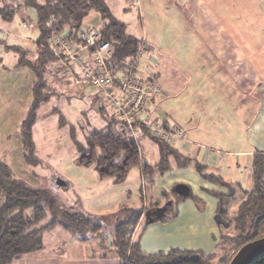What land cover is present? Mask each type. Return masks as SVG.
I'll use <instances>...</instances> for the list:
<instances>
[{"label":"crops","instance_id":"crops-1","mask_svg":"<svg viewBox=\"0 0 264 264\" xmlns=\"http://www.w3.org/2000/svg\"><path fill=\"white\" fill-rule=\"evenodd\" d=\"M127 2L134 7L135 13L132 17L117 18L124 21L128 30L146 47L139 73L143 80H156L162 86L161 94L151 100L148 113L156 115L158 121L176 131L170 141L149 142L142 146V166L144 163H161V171L156 168L146 182L148 177L142 168H134L125 179L132 171H138L136 177L144 194L138 225L146 219L147 228L151 230L149 236L162 237L163 241V245L154 253H167L174 249L164 248L170 243L169 239L196 228L195 223L197 230L202 215L191 212L189 205L190 213L185 217L179 207L176 217L166 218V203L175 202L177 196L182 197L178 199L182 206L188 199L214 197L217 200L216 217L207 227V231H213L219 228L217 211L220 200L211 191L228 195L233 200L240 199L237 196L241 195L240 189L252 186L254 157L264 154V0H138L137 5H133L131 0ZM107 3L112 11L109 0ZM112 3L116 4L115 0ZM13 21L20 23L26 32H32L24 26V17L18 16ZM8 29L11 27L8 26ZM12 34L15 35L9 36V44L34 50L31 39L28 44L19 32ZM6 45L5 50L10 52ZM15 67L21 70L27 68L32 88V71L28 67L18 66V63ZM90 93L87 97L95 96L98 99L96 92ZM181 96L184 97L181 98L182 102L179 100ZM188 97L191 103L185 102ZM142 135L150 137L146 132ZM221 139L231 140L238 147L218 148L216 141ZM182 157L186 161H182ZM77 165L82 168V165ZM197 165L205 167L204 174H213L221 181L212 179L210 187ZM83 167L86 170L93 167L97 173L94 166ZM187 168L196 171L202 180L199 196L192 195L191 189L186 196L171 193L175 185L188 184L181 177L178 180L177 177L167 176L163 185L155 182L158 181L156 177L162 178L166 173H179ZM96 176L98 182L110 179H100L98 173ZM78 190L81 195H87L82 188ZM158 216L161 218L156 219ZM162 218L166 220L161 221ZM56 236L58 240L55 239L54 244L69 239V244L64 248V258L47 252L44 238L42 249L17 258L10 264H81L82 260L85 264H120L112 235H109L107 242L92 237L93 245L88 239L74 241L61 229H58ZM138 239L147 252V245L151 241L149 237L145 245L141 237Z\"/></svg>","mask_w":264,"mask_h":264},{"label":"trees","instance_id":"trees-1","mask_svg":"<svg viewBox=\"0 0 264 264\" xmlns=\"http://www.w3.org/2000/svg\"><path fill=\"white\" fill-rule=\"evenodd\" d=\"M18 16L33 24V31H37L36 39L32 41L34 52L7 45L9 50L20 55L18 66L28 67L34 75L31 103L19 131L23 157L28 165L36 166L40 159L34 140V126L39 119L40 105L49 101V81H65L70 85L87 87L75 82L77 77L82 75L81 65L63 54L56 55L55 48L60 45V41L55 46L51 44L50 39L56 36L55 39L76 41L78 46H82L83 39L86 38L81 32L96 28L99 31L98 43L108 42L111 45L112 56L109 65L114 70L125 67L137 54H140L141 60L146 47L141 39L128 30L126 23L113 14L107 0H0L2 20L10 22ZM90 16L97 18L101 24L84 26V19ZM59 32H62L61 35ZM3 41L0 38V44H4ZM33 54L37 55L36 61L31 59ZM97 97L102 103V115L107 118L105 124L92 128L83 140L78 138L76 128L70 127L76 163L94 166L100 179L113 178L114 181H122L134 168H142L146 176H152L156 168L159 170L162 167L161 163H145L142 166L144 156H141L140 146L117 115L109 111L107 103L98 93ZM148 112L149 109L146 114L151 115ZM152 117L154 120L159 119L156 115ZM64 124L66 120L60 115V125ZM142 130L148 132L145 127ZM197 166L204 180L221 181L220 177L213 174H204V166ZM171 193L176 194L174 190ZM211 193L220 200L218 219L236 232L235 236H228L235 242L233 254L220 258L221 263L230 264L240 248L264 237V154L254 157L252 186L241 190L242 198L236 199L240 202L230 218L223 215L228 212L230 197L216 191ZM178 199L165 204L166 218L177 216L178 210L174 205L179 204ZM224 200L228 201H225L228 203L227 207ZM126 210V216L114 225L112 232V243L120 258V264H213L216 260L215 255H207L203 251L171 249L160 254L144 251L139 239H132L141 212ZM63 212L64 219L59 218ZM58 224L82 240H87L89 236L102 239L104 226L101 223H96L93 218L82 212L69 211L66 203L58 200L48 189L31 186L18 178L11 165L0 158V264H10L17 258L42 249L44 232L52 230ZM248 264H264V252Z\"/></svg>","mask_w":264,"mask_h":264},{"label":"rangeland","instance_id":"rangeland-1","mask_svg":"<svg viewBox=\"0 0 264 264\" xmlns=\"http://www.w3.org/2000/svg\"><path fill=\"white\" fill-rule=\"evenodd\" d=\"M115 2L116 4H113L112 0H109L112 12L116 17L123 19V17H132L135 13L134 7H131L127 0H115ZM124 6L126 10H124ZM0 21H2L0 38L5 41V44H0V158L11 165L18 178L23 179L31 186L48 189L57 196L58 200L66 203L69 211L82 212L93 218L96 223H101L104 226L102 239L107 242L109 235H112L114 225L126 216L128 211L126 209L142 210L144 194L136 177L138 171H132L128 178L122 181H114L113 178H110L98 182L96 179L97 173H95L93 167L86 170L83 166L81 168L74 163L76 152L70 138V127L74 126L78 138L83 140L92 128L104 125L107 118L102 115V109H100V104L102 103L95 96L87 97V95H91L90 92H95L94 89L82 88L58 80L49 81L50 92L47 94L49 101L40 105L38 110L39 119L34 127V140L40 163L36 166L26 163L23 157L19 128L26 117L32 99L31 75L27 68L26 70L25 68L21 70V68L17 69L15 67L20 55L13 50L7 52L5 45H11L7 40L9 36L15 35L12 32H19L22 39H27L25 42L28 43L30 39L32 41L36 39L37 31H33L35 27H32L27 28L28 31L32 30V32H26L24 28H21V24L16 21H11V23L3 22L1 19ZM83 24L84 26L93 24L98 26L101 22L97 18L90 16L84 19ZM8 26L11 29H8ZM23 48L29 49V47L24 46ZM31 52H34V50H31ZM36 57V54L31 55L32 61H36ZM78 91H82V93L80 94ZM181 98L184 97L181 96L179 98L182 102ZM191 98L193 100V95H191ZM191 98L188 97L185 102L191 103ZM60 115H63L66 124L60 125ZM147 139L150 141H147ZM140 140L139 146L142 153L144 152L142 146L145 143L156 142L150 137L143 136L140 137ZM216 146L225 149H236L238 147L228 139L216 141ZM145 150L146 156H148V151L147 149ZM185 159L184 157L181 158L182 161H186ZM161 169L162 167L159 170L161 171ZM235 175L237 176V173ZM167 176L177 177L178 180L180 177L184 178L191 189L192 195L199 196L198 190L201 192L200 185L202 180L192 168H187L179 173H166L162 178L156 177L158 181L155 182L163 185ZM148 180H150L149 177L145 179L146 182ZM207 183L210 184V181ZM157 184L155 186H158ZM242 184L243 186L245 185L244 182ZM164 187L167 188V186ZM210 187H212V184H210ZM80 188L84 190L85 194H87L86 196L79 193L78 189ZM237 196L241 200V195L238 194ZM170 197L174 196L170 195ZM201 198L188 199L183 206L175 203L174 207L178 209V212L179 207L182 208L183 217L190 213L191 209V212L194 211L202 215L199 217L202 218V222L197 230H195L197 228V223H195L196 228L171 237L168 241L170 243L164 248L170 249V247H174V249L181 250L203 251L207 255L216 256L213 264H223L220 262V258L226 255L229 256L234 252L235 242L230 240L229 237L235 236L236 232L232 227L227 228L224 223L219 224V228H215L213 231H207V227L212 224L211 219L216 217L214 212L217 200L212 196ZM238 202L236 199L230 200L228 202V212L223 215L230 218ZM228 203H225L226 207ZM189 205L190 209H188ZM199 211H203V213ZM63 215L64 212L59 215V218L64 219ZM147 224L146 219L140 221L139 225L137 224L134 229L132 239L141 237V241L145 245L149 237L151 241L147 245V252L154 253L160 249L163 241L162 237L149 236L151 230L147 228ZM55 228L66 232L74 241H80L79 236L72 235L62 225L58 224ZM55 228L43 234L47 246L46 251L52 252L54 256L64 258V248L69 244V239H64L61 243L54 244L53 241L55 239L58 240L56 236L58 229ZM91 238L89 236L88 240L90 241ZM90 242V244H94L93 240ZM155 242L158 245H154ZM80 263L85 264L86 262L82 260Z\"/></svg>","mask_w":264,"mask_h":264},{"label":"built area","instance_id":"built-area-1","mask_svg":"<svg viewBox=\"0 0 264 264\" xmlns=\"http://www.w3.org/2000/svg\"><path fill=\"white\" fill-rule=\"evenodd\" d=\"M131 3L137 5L138 0H131ZM24 26L28 29L34 27L27 21ZM81 35L86 38L82 46H78L76 41L55 39L56 36L50 39L55 46L60 41L55 48L56 55L63 54L81 65L82 75L75 82L94 89L128 128L138 145L144 133L143 127L147 128L154 141L172 140L176 130L146 114L151 100L161 94L162 86L156 80H143L137 72L141 64L140 54L131 58L125 67L114 70L109 65L111 45L108 42L98 43V29L91 28L81 32Z\"/></svg>","mask_w":264,"mask_h":264},{"label":"water","instance_id":"water-1","mask_svg":"<svg viewBox=\"0 0 264 264\" xmlns=\"http://www.w3.org/2000/svg\"><path fill=\"white\" fill-rule=\"evenodd\" d=\"M174 191L178 195L186 196L190 193V188L186 184H177ZM158 216L156 219H160ZM218 223H222L218 219ZM264 252V237L251 241L239 249L237 254L234 256L230 264H248L254 258L258 257Z\"/></svg>","mask_w":264,"mask_h":264},{"label":"bare ground","instance_id":"bare-ground-1","mask_svg":"<svg viewBox=\"0 0 264 264\" xmlns=\"http://www.w3.org/2000/svg\"><path fill=\"white\" fill-rule=\"evenodd\" d=\"M101 32V31H100Z\"/></svg>","mask_w":264,"mask_h":264}]
</instances>
